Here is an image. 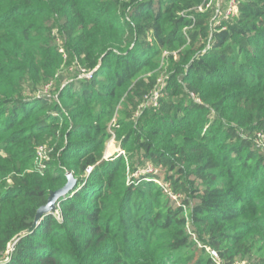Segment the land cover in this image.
Instances as JSON below:
<instances>
[{
	"label": "trees",
	"instance_id": "trees-1",
	"mask_svg": "<svg viewBox=\"0 0 264 264\" xmlns=\"http://www.w3.org/2000/svg\"><path fill=\"white\" fill-rule=\"evenodd\" d=\"M209 3L0 0V264H264V0Z\"/></svg>",
	"mask_w": 264,
	"mask_h": 264
},
{
	"label": "rangeland",
	"instance_id": "rangeland-1",
	"mask_svg": "<svg viewBox=\"0 0 264 264\" xmlns=\"http://www.w3.org/2000/svg\"><path fill=\"white\" fill-rule=\"evenodd\" d=\"M212 5L215 7L216 10H219L220 17L225 16L228 13H232V14L237 13L235 6L233 7L231 5L230 0H213ZM53 36H55L56 38H59V40H57V45L59 46V49L62 48L64 50V53H62L64 55L63 56V63L60 66L54 80H52L49 85H44L39 90L38 93L44 94V95L53 94L52 90H54V86H55V83L58 79V76H64L65 78L69 79L70 81H73L72 79H80V78L83 79L86 76L85 70L83 68H81V66L78 64V62H76V61L73 63L68 62L67 54L65 52V50H66L65 40L60 38V33L58 32V29L53 31ZM163 83H164V79L160 78L159 79V86L156 89V92H158V93L161 92ZM154 107L155 106L152 102V99H146L142 103V105L140 106V109L137 113V116H139L142 113L143 109H145V108L146 109L149 108L150 109L149 112L152 114L153 112H151V109H153ZM115 119H114V121H115ZM116 124L117 123L113 124L112 127L116 126ZM262 143H264V141ZM49 150L50 149H49L48 145H45L43 148H39L36 152L37 157H36L34 163L39 165V164H44L46 161H48L49 160V155H48ZM120 153L125 155L124 152L120 151L118 138L114 134L107 144L105 158L106 159H110V158L112 159V158L116 157L117 155H119ZM2 155L6 156V152H3ZM149 171L152 174L154 172V169H152V167H149ZM138 172L136 175H138ZM56 209H57L56 213L58 214L60 212V207L57 206Z\"/></svg>",
	"mask_w": 264,
	"mask_h": 264
},
{
	"label": "water",
	"instance_id": "water-1",
	"mask_svg": "<svg viewBox=\"0 0 264 264\" xmlns=\"http://www.w3.org/2000/svg\"><path fill=\"white\" fill-rule=\"evenodd\" d=\"M75 185H76V181L74 180V177L71 175L69 176V183L67 184L66 187H64L63 189L59 191L51 193L48 203L38 210L35 223H34V227L39 223V221L45 215L51 214L56 210L59 204L60 198L67 195L70 191H72ZM214 255L215 257H218L216 253H214Z\"/></svg>",
	"mask_w": 264,
	"mask_h": 264
},
{
	"label": "built area",
	"instance_id": "built-area-1",
	"mask_svg": "<svg viewBox=\"0 0 264 264\" xmlns=\"http://www.w3.org/2000/svg\"><path fill=\"white\" fill-rule=\"evenodd\" d=\"M209 1H210V3H209V5L207 7L211 6L212 2H213V0H209ZM237 1L238 0H230V3H231V5L233 7L235 6V8H236ZM242 1H245V0H242ZM201 10L203 11V9H201ZM216 13H217V15H216L214 20L217 19V16L219 15V10H216ZM231 14L232 13H228L226 16L229 17ZM60 51H61V53H64V50L62 48L60 49ZM85 77H91V74L87 73ZM160 95L161 94L156 92V91L152 94V97L150 99H152V102H153L154 106L158 105V99H159ZM193 97L196 98L194 95H193ZM235 264H248V263H247V261H238Z\"/></svg>",
	"mask_w": 264,
	"mask_h": 264
}]
</instances>
